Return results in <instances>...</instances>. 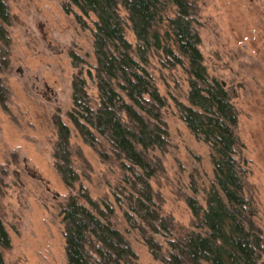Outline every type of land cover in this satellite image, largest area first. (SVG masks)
<instances>
[{"label": "trees", "instance_id": "1", "mask_svg": "<svg viewBox=\"0 0 264 264\" xmlns=\"http://www.w3.org/2000/svg\"><path fill=\"white\" fill-rule=\"evenodd\" d=\"M63 9L85 28L91 21L97 61L93 74L85 76L81 70L74 76L67 117L82 140L102 160L118 162L124 174L114 190L116 205L82 193L84 203L72 195L61 206L67 264H139L128 239L113 224L117 209L162 264H264V233L237 133L239 112L225 85L204 64L197 1L65 0ZM11 23L8 6L0 1V69L9 65ZM128 30L135 43L128 39ZM155 55L165 69L181 68L186 74L188 105L177 103L178 113L211 152L213 181L205 206L194 197L186 199L193 215L191 230L163 214L151 186L161 170L154 153L164 152L169 144L164 118L168 101L150 73ZM71 58L80 69V57ZM88 81L97 89V101L88 93ZM8 94L0 78L5 111ZM54 125V166L71 189L80 180L72 162L71 130L58 116ZM11 248L0 213V264H6L4 252Z\"/></svg>", "mask_w": 264, "mask_h": 264}, {"label": "rangeland", "instance_id": "2", "mask_svg": "<svg viewBox=\"0 0 264 264\" xmlns=\"http://www.w3.org/2000/svg\"><path fill=\"white\" fill-rule=\"evenodd\" d=\"M0 1L12 16L7 27L9 65L0 69L9 93L7 110L0 105V213L12 243L4 259L6 264H67L61 206L72 195L84 203L82 193L116 205L114 190L124 178L119 163L102 160L67 117L74 76L81 70L85 76L93 74L97 66L93 25L88 21L85 28L75 15L66 14L65 0ZM196 1L204 64L209 75L225 85L239 112L237 133L264 233V0ZM121 14L126 16L123 8ZM127 37L136 42L129 30ZM71 54L82 60L80 69L73 67ZM150 65L168 101L164 118L169 130L166 150L154 153L161 170L151 186L163 214L191 230L193 215L186 199L194 197L205 206L213 181L211 152L180 119L177 103L188 105L184 71L165 69L158 55ZM87 89L97 101L94 83L88 81ZM56 116L71 130L72 162L80 177L71 189L54 166ZM113 224L128 239L139 264H162L130 229L120 209Z\"/></svg>", "mask_w": 264, "mask_h": 264}]
</instances>
